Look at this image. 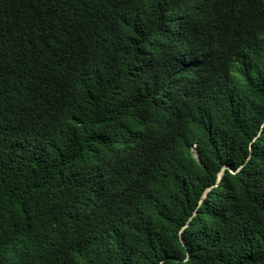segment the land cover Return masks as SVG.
<instances>
[{
	"label": "trees",
	"instance_id": "16d2710c",
	"mask_svg": "<svg viewBox=\"0 0 264 264\" xmlns=\"http://www.w3.org/2000/svg\"><path fill=\"white\" fill-rule=\"evenodd\" d=\"M0 264H264V0H0Z\"/></svg>",
	"mask_w": 264,
	"mask_h": 264
},
{
	"label": "clouds",
	"instance_id": "9594fccd",
	"mask_svg": "<svg viewBox=\"0 0 264 264\" xmlns=\"http://www.w3.org/2000/svg\"><path fill=\"white\" fill-rule=\"evenodd\" d=\"M195 147H196V145L195 144H192V151H193V155H194V157L196 158V159H198V155H197V152L195 151ZM223 170H221V172H222Z\"/></svg>",
	"mask_w": 264,
	"mask_h": 264
}]
</instances>
